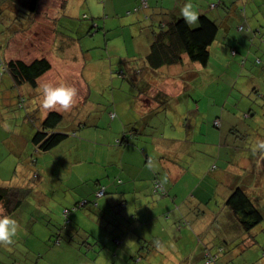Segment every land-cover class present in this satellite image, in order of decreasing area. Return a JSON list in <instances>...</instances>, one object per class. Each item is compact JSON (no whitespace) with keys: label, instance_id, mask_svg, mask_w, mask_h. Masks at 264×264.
I'll list each match as a JSON object with an SVG mask.
<instances>
[{"label":"rangeland","instance_id":"1","mask_svg":"<svg viewBox=\"0 0 264 264\" xmlns=\"http://www.w3.org/2000/svg\"><path fill=\"white\" fill-rule=\"evenodd\" d=\"M59 1H41L35 15H26L19 8L17 12L14 5H1L0 184L25 188L27 192L23 194L21 206L12 213L19 224L14 242L0 245V264H36L41 255H46L44 250H56L52 237L62 222L64 198L59 190L67 186L59 172L70 168L73 157L59 158V152L68 154V150L63 151V148L60 151H36L31 138L50 110L38 105L33 107L30 101L37 97L34 91L28 87L17 88L3 68L4 62L10 60L29 62L41 57L50 60L52 66V72L45 80L48 83L54 80L69 83L62 80L64 72H72L74 76L68 81L77 89L76 106L71 108L72 111H59L63 120L56 129L66 132V144L63 146L77 141L79 153L91 150L92 146L101 148L97 144L108 145L112 127H116L119 117L122 120L131 119L136 125L123 127L127 140L131 138L128 133L133 127L141 129V134L134 140L142 142V149L151 153L153 160L163 157L159 160L162 164L167 166L169 161H175L184 169L175 184L174 193L178 198L170 212L178 219L161 215L162 220L169 217L166 222L163 221L167 228L160 230L158 227L161 244L158 240L155 245L148 242L149 239L143 247L142 240L139 242L131 234L140 231L136 228L139 222L133 211L114 208L112 216L105 217L98 213L97 206L91 204L86 206L88 210L85 211L96 217V223L91 226L89 234L81 231L80 234L86 235H79L71 243L88 251L87 256L94 259V264H103V256L113 252L115 264H124L129 250H132L130 255L135 257L141 253L142 262L139 264H171L174 257L181 260L180 256L192 260L197 258L195 253L199 250V242L208 246L211 252L222 245L228 260L226 264H264V221L250 235L244 234L240 228L237 230V221L224 211L231 189L238 186L246 191L264 217V97L250 91L251 86L258 85L264 92V0H220L223 3L221 7L217 6L219 0H190L199 14H206L219 28L209 48L208 63L201 66L184 57L182 64L171 69L175 72L172 82L176 83V88L165 91L169 98L165 102L166 110L151 116L144 107L150 104H145L144 100L152 91L146 94L140 89H129L115 72L127 71L128 65L123 60L131 56H135L132 58L134 61L129 63L132 68H140V63L144 64L143 48L148 33H152L149 26L153 25L145 15L155 16V10L140 8L133 12L135 14L127 15L128 0H115L118 2L114 6L111 0H107L104 12L106 0H86L69 16L67 12L57 13ZM162 1L168 11L164 14L172 8L180 14L184 3L189 2ZM211 4L216 8H210ZM89 9L95 14L92 17L100 29L99 33L95 37L87 35L79 38L77 32H72V27L76 26V30L80 29L83 34V29L90 24ZM163 16L155 17L157 23ZM123 18L131 20L129 26L109 29L122 23ZM103 21L108 25L107 30ZM239 26L243 31L238 30ZM154 27L158 29L157 24ZM53 33L58 35L55 42L51 41ZM58 39L70 41L65 45H70L69 48L62 47ZM231 50L236 51L235 56L231 55ZM77 52H87L89 55L86 57L91 56L88 63L83 62L80 66L85 79L76 75L75 70L79 66L71 60L72 56L80 55ZM244 58L246 63L242 65ZM256 59L259 64H255ZM78 60L82 58L78 57ZM98 69V76L87 79ZM106 70L114 71L115 75L110 77ZM81 82L90 89L88 98L82 100V93L79 95L84 90ZM19 93L24 98L21 103ZM87 113L93 117L85 124L82 122L87 127L80 126L84 128L80 131L77 126L80 114ZM110 113H114L113 119H110ZM94 117H97L96 121ZM216 118L220 122L218 127L213 125ZM96 123L98 127L94 128ZM113 133L118 131L113 130ZM80 134L85 140L82 143H79ZM171 139L178 141L166 150V141ZM95 161L89 159L87 165L93 166ZM148 214L149 210L144 213L143 221H148ZM143 224L152 226L149 221ZM222 239L224 242H220ZM61 241L66 244L65 249L71 245L65 231ZM149 246L151 254L146 252ZM152 250L158 253L152 254ZM47 260L50 264L53 258L47 257Z\"/></svg>","mask_w":264,"mask_h":264},{"label":"crops","instance_id":"2","mask_svg":"<svg viewBox=\"0 0 264 264\" xmlns=\"http://www.w3.org/2000/svg\"><path fill=\"white\" fill-rule=\"evenodd\" d=\"M41 1L44 2L45 0H40L38 2L37 11H39L40 9ZM83 1H86V0H60L58 2L59 7L56 11H58L57 13L67 12L69 16H72V13L75 12L78 7H80ZM118 1H121V0H118ZM118 1L111 0V4L114 6ZM136 2L137 0H128L127 10H126L127 15L135 14L133 13V9L136 5ZM104 4H105V9L103 11L105 12V10L107 9L106 8L107 0ZM90 5L93 7L92 4ZM150 7L155 10L156 12L155 16H150L148 14H146L145 16H148L149 17L148 20L153 22V25L149 26L151 27L152 30H155L156 26L154 27V25L156 24L157 26L161 24L165 25L168 22H174L177 19L183 18V17H179L181 16L179 14V11L173 10V8L169 12L170 14L169 13L164 14V12H168V11H166L167 9L164 6L162 0H150L149 6L145 10L149 9ZM91 10L92 9H89L90 24H88L86 28L83 29V31L85 30L84 32L82 31L83 34H81L80 29L76 30V26L75 27L71 26L72 32L73 31L77 32V34H79L78 35L79 38L81 36H87V35L88 36L90 35L91 37H95L94 35L96 34L98 35L99 33V30H100L99 28H98V31H96L95 29L93 30L95 31L94 33L92 34L89 33L92 30V27H94V25L98 26L94 24L96 20L92 16H95V14H93ZM162 15H164L162 17L163 19L157 23V20L155 17L162 16ZM145 19H147V17ZM130 21L131 20L129 18H123L122 23L120 22L118 25H114L112 28H109V29H116V28H119L125 25L129 26ZM103 27L105 28V30H107L108 25L106 21H103ZM52 32H53V29H52ZM57 36H58L57 34L54 35L53 33L51 41L55 42L56 41L55 37ZM59 36L63 37L65 35H59ZM150 40H151V35L148 33L146 45L143 48V60L148 52ZM58 42L64 48L65 47L69 48L70 46V45L65 46L66 44H70V41L58 39ZM71 44H75V43H71ZM77 53H79L80 55L72 56L71 60L72 62H74L76 65L79 66L78 69L75 70L76 75L79 76V79H85L86 78L85 73L82 72L83 69L80 66L83 62L88 63V60L89 58H91V56L86 57V55H89L87 54V52H84V53L77 52ZM78 57H81L83 61L82 60L79 61ZM134 57L135 56H131L123 60L125 65H128V69L125 72L130 75V78H132V80L130 78L127 80H124V79L122 80L128 84L129 89L130 88L140 89L141 92H144L146 94H149L150 91H152V94L148 97L149 99L147 98L144 100L145 104H148V103L150 104V106H144L146 109V113H148L149 109L152 110V108L155 107L153 106L154 103L151 101V97L153 98L154 94H156V91L158 89L160 90L163 89L164 90V91L162 90L163 92L165 91L169 92L170 90H173L176 88V83L172 82V78L173 76H175L174 75L175 72L171 69L177 66L162 67L156 71L155 70L150 71L146 68L145 62L144 64L140 63L141 65L140 68L143 70V74L142 75L139 74L141 77L138 78V74L136 73L139 71L140 68L139 69L132 68L131 67L132 65L129 64L130 62L134 61V59H132ZM84 66L86 65L84 64ZM109 67L111 66L109 65ZM51 69H52V66H51ZM51 69L46 74H44L38 79L35 88H32L28 85H22L17 88L28 87L32 91H34L35 96H37L38 89L40 88V86H42L45 83H48V81H45V80L48 78L47 75L52 72ZM83 73H84V76H82ZM98 73H99V69L94 71V73L91 74L90 76H87V79L91 80L92 78L98 76ZM115 73L114 71L111 72L110 70H106V74L109 75L110 77L111 75H115ZM64 75L65 77L62 80L69 82L67 84L71 85V82L68 81V79L74 77L72 72H69V71L64 72ZM157 79L158 80L161 79L162 81L163 80L165 81L164 83L162 81L158 82ZM56 82L57 80H54L51 83H56ZM81 83L83 84V82ZM172 84H174V86H172ZM83 88L84 90H81L79 94L81 95L82 93L81 100L84 98L85 99L88 98L90 94L89 92L90 89L88 88L87 84L84 83ZM251 88L254 89L258 87L253 85L251 86ZM19 94H20L19 97L21 98V99L19 98V100L23 102L24 98L21 96V93ZM74 106L76 105L74 104ZM125 107L126 106H123V108ZM69 110L72 111L73 109H69ZM91 117H93L91 113H87L85 115L80 114V120L77 123V126L80 128V131L84 130V128H81L80 126L87 127V125H83V123L85 124L87 122V119H90ZM144 118H142V120ZM94 119L96 121L97 117H94ZM119 120L120 121L116 123L117 124L116 127L114 126L112 127V133L107 140L108 145H106L105 143H100L97 145H99L101 148H99L98 146L97 147L92 146L91 150L81 151L79 153V145H76L78 143L77 141H74V142L71 141L68 146H63L66 144L65 142L66 141L65 139L67 137L66 136L62 142H60L56 147L50 150V151H53V150L60 151L63 148V151L68 150V154L63 155L62 152H59L58 154L59 158L65 160L69 157V155L73 157V160L71 161L72 163H70L71 164L70 168H67L66 172H64L63 170L59 172L61 177L65 178L66 180L65 183L67 186V188H64V189L61 188L59 190L64 198L62 202V204H64L63 205L64 207H62L61 209V219H63L62 210L66 208V206L72 207L75 203H77L80 200H82V202L84 200L86 201L91 200L94 194L96 193V191L98 190V188L104 187L106 190V194L103 197H99V198L97 197L95 201V204H96L95 207L97 206L98 213L100 212L105 217H108V216L111 217L113 214L112 210H114V208L116 209L119 208L121 210L126 209L127 212L133 211L132 214H134V217H137V222H139L136 228H139L140 231L139 232L136 231V233H131V234L135 238H137L139 242L142 240V243H144L143 247H146V244H148V242H153L155 245H157L158 240H159V243L161 244L162 240L159 238L160 237L159 228L160 230L167 228V225H165L164 222H166V220L171 216H173V218H176L175 220L178 219L177 215L174 216L170 212L174 209V204L176 202L175 200L176 198H178V195L176 196V194L174 193L175 184L177 183V180L183 175L184 169L183 167H179L177 162L175 161H169L166 166L162 164V162L159 161L160 159L158 161L153 160L151 157L152 154L151 153L148 154L146 149H142L140 145V143L142 142L139 140H134L136 138L135 136L134 137L132 136V138L129 139L128 144L127 143L118 144L117 141L121 140L123 136L121 135L122 132L124 131L123 127L129 124H132L133 126L136 125V122L131 119L122 120L119 117ZM143 121H145V119ZM41 122L42 121H40L39 124H41ZM96 127H98L97 123L95 124L94 128ZM72 128H75V127H72ZM56 129L57 127L55 128L54 132L64 133L63 131H60V130L57 131ZM113 130L118 131V133H113ZM74 133L75 132H73V134ZM82 136L83 135L80 134L79 143H82L85 141L82 138ZM88 142H92L94 144L93 141H88ZM166 143H167L166 150L171 149L170 148L171 144H175V142L172 143L171 141H166ZM187 145H190V143H187ZM57 147L59 148L57 149ZM178 147L181 148L182 146H178ZM74 153H75V156H74ZM184 153H182V156L184 155ZM89 159H91L92 161H95L96 159L97 161H95L93 166H88L87 162ZM156 175L159 176L161 184L163 185L164 189L167 190L168 197L160 196L157 193L153 192L152 180L155 178ZM4 186H9V185H4ZM86 206H84V208H82L80 211L76 210L75 212H72L74 214L71 213L72 215L69 216V219L71 218L72 220H70L68 225H66V227L64 228L66 229L65 232H66L67 238L70 240L69 244L71 245H68L67 248L65 249L66 244L64 243L65 245H63L61 241L62 237L59 243H56L51 235L54 245L56 246V250L53 252L50 250V248H48L47 250H44L43 253L46 255L45 256L41 255L42 257L37 259L36 264H48L47 257L53 258V261L50 264H61V263H58L57 260L63 263L65 262L64 264H91V263L94 264L93 263L94 259L91 260L89 256H87L88 251H84L82 250V248H79V246H76L75 243H71L73 242V239L75 240L76 238H78L79 235H86V234H80L81 231H84L85 233L89 234L91 226L94 225V223H96L94 221L95 220L94 218L96 217H94V215H92L88 211H85V210H88ZM191 206L192 208L195 207L194 205H191ZM225 207H226V209L224 210L225 213H228L229 216H232L235 219L231 211L230 210L228 211V207L227 206ZM0 210L3 211V214H6L4 208L1 205H0ZM148 210H149L150 216L148 214L146 218L149 221V223L152 225L151 227H146L143 224V223L148 222V221H143L145 218L144 213L145 212L147 213ZM162 214L169 215V217L166 220H162L161 218ZM9 215H12V214H9ZM97 218H100V217H97ZM155 221L157 224H152V223H155ZM161 223H163L165 226L160 225ZM174 223H178V222L174 221ZM223 226L224 228H226L225 225ZM239 228L240 227L237 223V230ZM41 233H42V238H43V235L45 233L44 230ZM147 240L149 241L147 242ZM220 242H224V240L222 239ZM119 244H121L120 241H119ZM86 245L88 244L86 243ZM207 247L208 246L202 245V243L199 242V246H198L199 250L198 252L195 253L197 255V258H193L192 260L188 258L187 260L186 258H183V256H180L181 260H178L177 257H174L171 264H196L195 263L196 261L199 264H202L205 251H208ZM77 248L79 249V252L77 251ZM129 248L131 247L129 246ZM148 248H146L147 250L146 252H148V254H151L150 253L151 246H149ZM64 249H65V253H64ZM161 249H163V246ZM131 251L132 250H129L127 252V256L125 255L124 264H139L140 262H142L140 259L141 257L140 251H139L140 255H138L136 251H134L137 254L136 257L135 255H130ZM151 252H153L152 254L158 253L157 250H152ZM102 259L104 261L103 264H115L114 252L112 254L111 253L107 254L105 257L103 256ZM222 260H223V263L226 264L228 261L227 256L222 257Z\"/></svg>","mask_w":264,"mask_h":264},{"label":"trees","instance_id":"3","mask_svg":"<svg viewBox=\"0 0 264 264\" xmlns=\"http://www.w3.org/2000/svg\"><path fill=\"white\" fill-rule=\"evenodd\" d=\"M39 1L40 0H0V10L3 8L1 5L5 3V5H14L17 8V12H19V8L24 11L26 15H34L37 12ZM149 1L150 0H145L146 6L144 7L143 0H137L133 12L139 11L142 7L147 8L149 6ZM222 5L223 3L219 0L217 6L221 7ZM210 8L215 9L216 5L211 4ZM95 29L98 31V26L94 25L89 33H94L95 31L93 30ZM218 30L219 28L216 22L203 13L199 14L198 24L195 27H189L184 18L177 19L174 22H168L165 25H159L158 29L152 30L151 33L148 52L144 57L146 68L150 71H156L162 67L179 66L183 63L184 57H186L191 63L206 66L209 59V48L214 43ZM238 30L243 31L242 26H239ZM256 31L257 30H254V32ZM230 53L232 56L236 55L235 50H231ZM245 58L242 60V65H245L246 63ZM1 63L2 62L0 61V64ZM259 63L260 61L256 59L255 64ZM3 68L10 76L16 87L28 85L35 88L38 79L51 69V63L44 57L34 58L29 62H24L22 60H10L4 62ZM116 73L124 80L130 78V75L125 71H117ZM136 74H138V78L141 77L139 74L142 75L143 70L140 68ZM130 79L132 80V78ZM257 87L258 88L254 89L251 88L250 91L256 96L261 94L262 96L260 95V97H264V92L260 91V87L258 85ZM167 99L169 98L165 92L157 90L153 98L151 97V101L158 106L153 107L152 110L149 109L148 116L165 111V102ZM19 103H21V101ZM109 117L110 119H113L114 113H110ZM62 120L63 115L58 111L48 112L31 138V142L33 146H35L37 152H48L65 139L67 136L65 133L54 132L55 128L62 122ZM213 125L218 127L220 125L219 119L216 118L213 121ZM139 128H142V126ZM140 134L141 129L133 127L131 133H128V136L132 138V136L137 137ZM122 135L121 140L117 141L118 144H128L129 140H127L125 132H123ZM173 140L174 139H171L170 141L172 143L178 141ZM187 143L189 142L187 141ZM162 158L163 157L160 159ZM152 182L153 192L160 196L168 195L167 191L161 184L158 175L155 176ZM101 191L102 194L98 195ZM26 192L27 190L24 188H16L0 184V205L4 208L6 214H12L18 207L21 206L24 197L23 194ZM105 194V188L100 187L91 200H84L83 202L78 201L72 207L64 208L63 210L68 209L70 213L67 218H64L62 210V223L59 226V229H57L53 234L54 241L59 243L62 233L66 231L64 228L68 225L70 221L69 216L72 212L81 210L84 206H86V204L96 205L95 201L97 197H103ZM226 206L235 217L244 234H249L256 226L264 221L261 211L256 208L249 195L241 187L234 186L231 189V192L226 200ZM250 242L251 241H247L246 243ZM246 243L244 246H246ZM224 252L225 248L223 246H218L214 252H211L208 249V251H205L202 264H225L222 260Z\"/></svg>","mask_w":264,"mask_h":264},{"label":"clouds","instance_id":"4","mask_svg":"<svg viewBox=\"0 0 264 264\" xmlns=\"http://www.w3.org/2000/svg\"><path fill=\"white\" fill-rule=\"evenodd\" d=\"M180 15L188 23L189 27L198 24L199 12L192 4L185 2L180 9ZM77 89L65 82L45 83L38 89L37 97L30 101L33 107L37 105L45 110L60 111L69 110L76 103ZM19 229L17 220L12 215L3 214L0 210V245H11Z\"/></svg>","mask_w":264,"mask_h":264},{"label":"built area","instance_id":"5","mask_svg":"<svg viewBox=\"0 0 264 264\" xmlns=\"http://www.w3.org/2000/svg\"><path fill=\"white\" fill-rule=\"evenodd\" d=\"M143 6L144 7L146 6L145 0H143ZM144 7H142V8H144ZM216 124H217V122H216ZM101 194H102V191L98 193V195H101ZM69 213H70V211L68 209L63 210V216H64V218H67L68 215H69Z\"/></svg>","mask_w":264,"mask_h":264}]
</instances>
